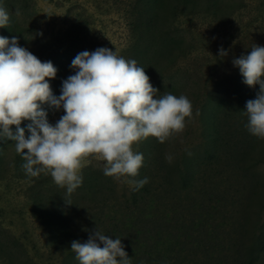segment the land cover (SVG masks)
Masks as SVG:
<instances>
[{"label":"rangeland","instance_id":"374dc122","mask_svg":"<svg viewBox=\"0 0 264 264\" xmlns=\"http://www.w3.org/2000/svg\"><path fill=\"white\" fill-rule=\"evenodd\" d=\"M217 1L219 12L213 15L205 0L191 1L195 9L177 0H0V6L10 13L9 23L0 27V36L9 40L15 36L19 46L42 62H52L57 74L49 83L56 96L61 94L62 81L75 73L71 67L75 56L99 47L134 59L158 95L187 96L193 115L186 118L183 132L163 144L149 137L133 145L147 163L155 156V150H150L155 143L159 159L171 166L183 159L199 158L204 123L214 128L222 120L228 125L238 118L247 119L246 102L255 99L259 89V85L243 83L232 61L247 55L254 44L264 46V0ZM221 48L227 51L224 57L219 56ZM41 107L51 124L64 114L62 108L56 110L47 103ZM29 123L24 120L20 125L26 137ZM10 127L15 133L16 126ZM255 138L254 152L264 154V139ZM14 143L0 137V264H63L66 253L69 264H79L61 229L66 210L71 211L67 222L70 231L76 233L84 219L75 213V191L66 196V189L57 186L50 175L27 176ZM166 155L173 157L171 163ZM86 167L102 171L96 161ZM252 171L264 181V161ZM137 177H142V172ZM110 178L118 193L131 190L132 186ZM263 201L264 192L256 203ZM54 225L60 229L52 233ZM224 228L226 233L215 239H198L183 246L176 244L172 234L150 239L154 264H235L239 234L232 232L230 225ZM175 236L181 238L179 233ZM254 264H264V253Z\"/></svg>","mask_w":264,"mask_h":264},{"label":"clouds","instance_id":"9594fccd","mask_svg":"<svg viewBox=\"0 0 264 264\" xmlns=\"http://www.w3.org/2000/svg\"><path fill=\"white\" fill-rule=\"evenodd\" d=\"M9 20V11L0 6V27ZM226 55L221 48L219 56ZM232 63L243 83L259 85L256 98L246 102L245 128L264 139V46L254 44ZM71 67L75 73L62 81L56 96L49 83L57 74L52 62H42L19 46L15 36H0V137L15 142L27 176L50 175L66 189V196L82 185V169L93 161L105 176L142 188L148 178H134L144 157L133 145L149 137L163 144L183 132L186 118L193 115L191 101L185 95H158L143 67L105 47L78 53ZM45 103L63 109L55 124L47 120L41 107ZM24 120L31 121L27 137L20 127ZM10 126H16L15 133ZM165 159L171 163L173 157ZM71 251L79 264H132L121 239H111L97 228L86 242L72 241Z\"/></svg>","mask_w":264,"mask_h":264},{"label":"trees","instance_id":"16d2710c","mask_svg":"<svg viewBox=\"0 0 264 264\" xmlns=\"http://www.w3.org/2000/svg\"><path fill=\"white\" fill-rule=\"evenodd\" d=\"M177 1L195 9L193 0ZM206 2L207 10L217 15L218 1ZM245 121L238 118L227 125L222 120L214 128L204 123V146L195 161L166 165L158 157L156 144H151L155 156L139 169L142 177L134 178L147 177L148 183L138 190L132 187L128 194L118 193L114 181L102 171L83 168V182L72 201L78 206L75 213L84 219L72 232L67 225L71 211L64 212V241L86 242L97 228L111 239H121L132 264H154L150 239L172 234L176 244L183 246L215 239L230 225L239 234L235 264H254L264 253V201L256 203L264 192V181L252 168L264 161V154L254 152L256 138L245 128ZM50 229L53 233L60 228ZM68 259L66 253L63 264H69Z\"/></svg>","mask_w":264,"mask_h":264}]
</instances>
